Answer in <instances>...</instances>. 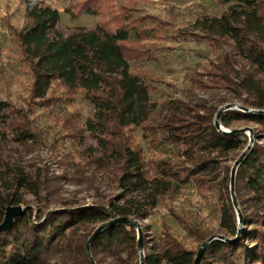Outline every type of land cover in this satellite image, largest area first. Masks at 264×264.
Listing matches in <instances>:
<instances>
[{
  "label": "trees",
  "instance_id": "1",
  "mask_svg": "<svg viewBox=\"0 0 264 264\" xmlns=\"http://www.w3.org/2000/svg\"><path fill=\"white\" fill-rule=\"evenodd\" d=\"M75 1L72 20L101 16L95 29L77 27L64 36L57 28L58 10L44 0H27L26 27L11 31L20 61L32 77L31 105L73 102L81 94L94 106L86 131L103 152L88 165L95 167L96 179L99 173L105 176L118 194L93 205L74 199L57 202L49 183L60 178L33 176L0 157V225L7 208H25L14 217L11 229L0 233V264H141L134 226L108 227L91 241L90 252L87 243L100 226L116 218L139 223L150 219L189 184L215 193L219 229L204 230L192 214L170 209L171 217L199 246L188 250L166 223L153 242L141 225L145 264H194L202 245L215 235L231 242L210 243L200 264H264V114L259 113L264 111V0H215L227 7L221 16H203L195 29L167 36L175 42H205L214 51L229 45L230 52L213 70L187 77L192 88L215 85L227 94L210 102L174 100L158 113L151 110L154 88L136 67L154 61L153 39L161 38L157 27L164 23L155 16H138L142 0ZM54 86L63 94L51 99ZM234 101L245 111L223 112L220 126L228 131L237 130V125L255 126L251 151L236 172L234 191L243 218L239 238L230 190L233 166L228 162L245 152L250 138L246 133L225 134L216 126L221 107ZM0 123L3 142L10 139L26 148L37 142L27 115L3 101ZM135 129L143 131L153 148H173L176 160H146ZM83 177V169L77 171V178ZM28 196L43 206H35Z\"/></svg>",
  "mask_w": 264,
  "mask_h": 264
},
{
  "label": "rangeland",
  "instance_id": "2",
  "mask_svg": "<svg viewBox=\"0 0 264 264\" xmlns=\"http://www.w3.org/2000/svg\"><path fill=\"white\" fill-rule=\"evenodd\" d=\"M115 1L117 3L121 0ZM44 2L61 13V21L57 28L64 36H68L77 27L93 30L101 22V16L87 15L72 20V16L77 13V1L44 0ZM26 8L27 0H0V101L9 103L27 115L37 135V142L26 148L13 143L10 139L3 142L0 135V157L6 162L21 166L26 173L33 176L40 174L43 178L46 175L48 179L60 178L54 184L49 183V188L56 190L54 198L57 202L74 199L81 204L93 205L99 203L101 197L107 202L109 198L118 194V190L102 174L99 173L96 179L92 174L96 170L95 167L88 165L103 152L97 139L86 131V121L93 116L94 106L81 94L76 95L73 102L63 101L57 105L29 103L32 77L20 61V50L11 31V28L21 31L26 27ZM138 8V16H155L164 23L157 27L161 38L153 39L154 61L140 62L136 67L137 71L146 74L148 82L154 88L151 110L158 113L174 100L210 102L226 97L224 87L211 85L209 88L199 90L191 87L187 77L213 70L225 53L230 52V46L226 45L223 49L214 51L205 42L194 40L175 42L167 39V36L186 29L191 31L195 29L194 25L198 19L203 16H221L227 7L218 5L215 0H142ZM67 9L70 10V14L66 13ZM146 25L149 26V23ZM55 86L49 95L51 99L63 94V90ZM226 107L242 110L238 101L223 105L221 110ZM235 128L252 130L255 126L237 125ZM73 130L76 131L75 135H72V132H75ZM3 132V125L0 123V133ZM133 134L136 144L144 151L146 160L165 158L176 160L174 149L170 146L153 148L149 143L150 139L144 136L141 129L133 130ZM247 136L249 137L248 132ZM235 162L230 161L228 165L234 166ZM82 169L85 177L77 178V171ZM27 198L34 202L35 206H43L32 196ZM170 209L192 214L199 227L204 230L217 232L219 229L220 212L215 193L189 184L180 187L174 199H167L150 219L140 223L153 242L161 236L163 223H166L172 234L188 250H197L199 244L171 217Z\"/></svg>",
  "mask_w": 264,
  "mask_h": 264
},
{
  "label": "water",
  "instance_id": "3",
  "mask_svg": "<svg viewBox=\"0 0 264 264\" xmlns=\"http://www.w3.org/2000/svg\"><path fill=\"white\" fill-rule=\"evenodd\" d=\"M233 108L231 107H226L225 109H222L220 111V113L217 116L216 119V126L222 130V132H224L225 134H229V135H239V134H243L247 132L249 133V146L248 148L245 150V152L236 160L233 168H232V172H231V184H230V190H231V194H232V201L234 204V208L237 212L238 215V225H239V231H238V236L237 238H239L242 234V223H243V218H242V214L237 202V198L235 196V191H234V186H235V179H236V172L238 167L242 164V162L244 161V159L246 158V156L248 155V153L251 151V148L253 146L254 143V138H253V132L251 129L245 130V129H239V130H235V131H228L223 129L220 126L219 120H220V116L223 112L228 111V110H232ZM235 109V108H234ZM242 111H245L244 109H242ZM250 112L252 110H249ZM261 114H264V111L259 112ZM25 211V208H23L22 206H17V207H9L7 208L6 211V215L4 218L3 223L0 225V233L8 231L9 229H11V227L13 226V222H14V217L21 214L22 212ZM118 224H124V225H131L134 226L137 229L138 235H139V250H140V256H141V264H145L144 262V245H143V231H142V226L140 225L139 222H135L133 220H131L130 218H116L114 220H112L109 223H106L102 226H100L97 231L94 233V235L92 236V238L89 240V242L87 243V249L88 252H90V243L91 241L98 235L100 234L102 231H104L105 229H107L108 227L114 226V225H118ZM236 238V239H237ZM216 240H222V241H229L231 242V240H228L225 237L219 236V235H215L213 237H211L208 241H206L202 247L200 248L198 255L196 257V260L194 262V264H200L202 261V258L206 252V249L208 247V245L210 243H212L213 241ZM234 241V240H232ZM93 261V259H92ZM94 262V261H93Z\"/></svg>",
  "mask_w": 264,
  "mask_h": 264
}]
</instances>
